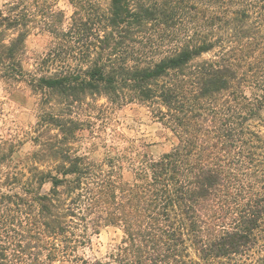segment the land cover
Returning <instances> with one entry per match:
<instances>
[{"label":"trees","instance_id":"1","mask_svg":"<svg viewBox=\"0 0 264 264\" xmlns=\"http://www.w3.org/2000/svg\"><path fill=\"white\" fill-rule=\"evenodd\" d=\"M69 2L67 27L53 0L0 9V82L38 113L31 152L0 137V264H103L84 250L106 227L116 264H264V0ZM100 99L146 106L174 146L92 159L78 111Z\"/></svg>","mask_w":264,"mask_h":264},{"label":"rangeland","instance_id":"2","mask_svg":"<svg viewBox=\"0 0 264 264\" xmlns=\"http://www.w3.org/2000/svg\"><path fill=\"white\" fill-rule=\"evenodd\" d=\"M10 0H0V9ZM56 10L64 13L67 27L73 14L69 0H53ZM53 37L43 28L32 27L26 41L24 68L34 72L37 64L49 51ZM20 95L13 96L5 84L0 82V137L21 140L23 143L17 156L34 149L32 130L37 122V98L25 85L19 86ZM85 122L84 131L76 143L82 152L90 153L94 160H102L107 151L137 148L158 159L175 144L172 134L160 124L144 105L129 104L122 108L110 106L105 99L90 102L78 111ZM130 179L131 175L126 174ZM119 229L106 227L92 237L84 253L89 258L101 260L103 264H116L111 259L115 246L120 242Z\"/></svg>","mask_w":264,"mask_h":264}]
</instances>
